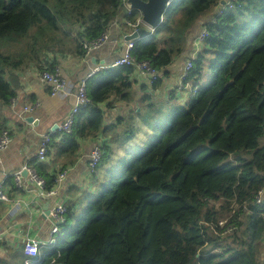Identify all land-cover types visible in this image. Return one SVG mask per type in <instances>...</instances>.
<instances>
[{
    "label": "trees",
    "instance_id": "16d2710c",
    "mask_svg": "<svg viewBox=\"0 0 264 264\" xmlns=\"http://www.w3.org/2000/svg\"><path fill=\"white\" fill-rule=\"evenodd\" d=\"M122 1L0 0V134L9 129L3 112L17 96L20 73H55L58 56L87 58L85 45L109 33ZM221 2L173 0L162 22L134 41L132 56L158 71L157 87L206 29L183 80L196 95L155 117L150 144L143 148L149 138L108 168L79 215L64 204L66 223L55 247L39 257L19 256L20 264H264V0H238L215 16ZM139 18L133 10L126 20ZM209 54L215 55L212 77L201 85ZM135 73L124 65L87 79L90 103L72 132H51L50 163H29L45 182L43 192L76 163L80 140L101 132L111 137L95 145L103 153L95 175L110 162L113 144L135 139L134 117L103 128L107 115L99 107L112 97L131 103Z\"/></svg>",
    "mask_w": 264,
    "mask_h": 264
},
{
    "label": "crops",
    "instance_id": "0c3cea01",
    "mask_svg": "<svg viewBox=\"0 0 264 264\" xmlns=\"http://www.w3.org/2000/svg\"><path fill=\"white\" fill-rule=\"evenodd\" d=\"M126 11L125 8V12H121L110 26L109 41L90 57L66 55L56 58L61 76L70 83L68 95L52 98L49 88L41 82L39 72L35 68L25 69L20 73L17 96L11 109L3 112L6 114L4 117L8 121L12 142L2 154L3 163L0 165V184L9 198L8 201H0V264H20L19 256L26 257L24 248L27 240L52 239L54 224L45 214L46 206L52 207L54 202L59 201L79 215L87 204L88 196L94 195L98 189L99 181L103 182L106 179L105 171L132 149L143 146L153 136L151 129L153 121H146L144 118V114L149 113L146 109L151 101L167 100L179 104L183 101V96L188 93L190 86H184L181 77L187 60L202 48L193 41L186 55L176 58L169 66V75L162 78L159 86H151L147 80L135 73L131 103L116 102L112 97L109 101L99 104L100 109L107 115L103 128L115 126L119 118L128 119L132 116L134 117L132 126L136 130L135 139L127 145L111 146L112 157L104 168L93 175L89 167L90 154L95 145L111 140L110 136L106 138L101 132L96 138L79 141L80 149L76 155V163L67 168L66 178L58 188L55 198L47 199L42 196L40 190L28 177L23 179V188L17 190L15 174L28 167L29 163L37 158L41 135L51 133L55 125L59 128L64 123L75 103L78 84L97 68L101 66L109 68L124 56L128 43L126 36L132 32L125 25V18L128 15ZM209 18H204L200 25ZM145 28L148 32L152 31L147 29L148 27ZM34 104H39L38 108L30 115L24 114V108ZM27 116L34 117L38 121V126L24 120ZM141 135L146 139L145 142L143 138L139 140ZM47 163H50V159ZM50 166L53 167L52 161ZM58 166L61 164L57 163L56 167ZM55 238H58L57 235ZM43 250L47 249L42 248L39 255Z\"/></svg>",
    "mask_w": 264,
    "mask_h": 264
},
{
    "label": "built area",
    "instance_id": "2783aa9c",
    "mask_svg": "<svg viewBox=\"0 0 264 264\" xmlns=\"http://www.w3.org/2000/svg\"><path fill=\"white\" fill-rule=\"evenodd\" d=\"M223 1V0H222ZM238 0H225V4H221L216 10L215 16H220L227 8H233L234 4ZM123 8L121 12H125V8L127 9V14H130L134 9L132 8L131 4L128 0H123ZM125 24H127L129 27L133 28L132 32H135L140 28L141 26L145 25V22L142 18H139L136 23H130L125 18ZM153 30V28H152ZM208 36V32L206 29H202V31L198 34L195 44L199 46L205 38ZM110 39L109 33L104 34L102 37H100L98 40L86 44L85 48L87 50V57H90L95 51H98L101 49ZM134 48V41H128L127 48L124 56L119 58L117 61L114 62V64L111 67H120V66H134L136 68V73L139 77L144 78L148 81V83L152 86L153 83L157 80L159 77L158 71H156L149 62L143 61V62H136V60L132 56V50ZM193 64L191 61L187 62L185 65L184 72L182 74V79L185 80L188 76L189 71L192 69ZM108 67L101 66L100 68H97L92 74H90L87 78L83 79L77 87V91L75 94V103L71 109V112L67 116L66 120L63 124H61L58 128V131L64 132V133H71L75 117L78 114V112L86 107L90 100L88 98V88H87V79L91 77L93 74L99 72L102 69H106ZM41 82L46 85L49 88V94L52 98H57L60 96H66L69 94V86L70 83L65 80L60 72L59 69L55 73H51L49 71H44L39 75ZM197 93V88H190L188 91L187 98L194 97ZM183 99V98H182ZM15 98L12 100V103L14 102ZM39 104H34L33 106H27L24 108V114L30 115L32 114L37 108ZM24 120H26V117H24ZM51 133L43 134L40 138L39 148L37 151V158L45 162L47 160V154L49 151V146L51 143ZM12 142L11 137V131L9 129L3 131L0 134V165H2V154L9 148L10 144ZM102 151L100 148H94L90 154V171L94 174L96 171V168L98 164L100 163V160L102 158ZM28 171V178L32 184H34L40 191L41 195L44 196L47 199L55 198L58 193V188L62 186L64 183V180L66 178V172L61 173L57 179V185L56 187L45 193L43 192L44 187V180H42L37 173L30 169L29 167H25L20 172L16 173L14 176L15 183L18 188L23 187V171ZM263 198V192L260 193L259 197L257 198L258 204L262 203ZM9 198L6 194V192L3 189V186L0 184V201H8ZM49 218L53 222L54 226L52 228V239L48 241H41V240H27L25 243V254L29 258H35L39 257L40 250L42 248H53L56 245V238L55 236L58 235L61 232V226H63L66 223V214H67V207L62 202H54L52 207L49 205ZM224 223L221 222V225ZM27 264H29V261H27Z\"/></svg>",
    "mask_w": 264,
    "mask_h": 264
},
{
    "label": "water",
    "instance_id": "95a60500",
    "mask_svg": "<svg viewBox=\"0 0 264 264\" xmlns=\"http://www.w3.org/2000/svg\"><path fill=\"white\" fill-rule=\"evenodd\" d=\"M172 1L173 0H148V1L129 0L132 8L135 10H139L141 12L143 21L146 23L147 26L151 28H155L158 24L162 22L164 14ZM225 3H226L225 0L221 2V4H225ZM147 34H148V30H146V28H139L137 31L128 34L126 36V40L127 41L139 40L146 37ZM27 117H26V121L28 123L33 124L34 126H38V121L34 117L32 116H29L28 118ZM57 129H58V125H55L54 128L52 129V132L57 131ZM23 176L27 178L28 171L24 170ZM45 214L49 215L48 206H46L45 208Z\"/></svg>",
    "mask_w": 264,
    "mask_h": 264
},
{
    "label": "rangeland",
    "instance_id": "374dc122",
    "mask_svg": "<svg viewBox=\"0 0 264 264\" xmlns=\"http://www.w3.org/2000/svg\"><path fill=\"white\" fill-rule=\"evenodd\" d=\"M141 18L143 19L142 14H141ZM145 27H148L147 29L152 30V28L149 27V26H147L146 23H145V25L141 26L140 28H145ZM138 29H139V28H138ZM153 30H154V28H153ZM200 31H202V30H200ZM214 59H215V55H213V54H209V55H207V56L205 57V59H204V61H203V64H202V73H201V76H200V78H199V83H200L201 85H206V84L211 80L212 75H211V71H210V64H211V62H212ZM189 90H190V88H188V91H189ZM187 95H188V93H186V94L183 96V101H188V100H189V98H187ZM177 105H178V104H177V102H175V101H167V100H165V101H163V100H161V101H156V100H153V101L150 102V105H149V107H148L146 110H152V109H155V108H156L155 110H153V114H152V116L150 117V119H152L151 121H156V120H155V117H156L157 120L163 118V117L166 116V115H167V114H168L173 108H175ZM57 130H58V129H57ZM41 136H42V135H41ZM11 137H12V136H11ZM142 138H143V142H145L146 139H144V136H142V135H141V137L139 138V140H142ZM152 138H153V137H152ZM152 138H150V139L144 144L143 148L147 147V146L150 144ZM135 143H136V142H135ZM125 145H127V144H125ZM122 146H124V145H122ZM48 161H49V159L46 160V163H47ZM47 164H48V163H47ZM49 213H50V212H49ZM229 242H232V240H229ZM262 251H263V254H264V245H263V249H262Z\"/></svg>",
    "mask_w": 264,
    "mask_h": 264
},
{
    "label": "bare ground",
    "instance_id": "6f19581e",
    "mask_svg": "<svg viewBox=\"0 0 264 264\" xmlns=\"http://www.w3.org/2000/svg\"><path fill=\"white\" fill-rule=\"evenodd\" d=\"M186 88V87H185ZM31 169V168H30Z\"/></svg>",
    "mask_w": 264,
    "mask_h": 264
}]
</instances>
